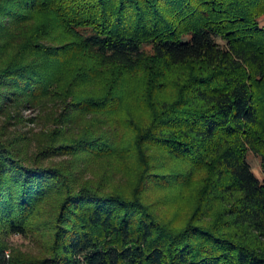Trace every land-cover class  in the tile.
Instances as JSON below:
<instances>
[{"label":"trees","instance_id":"16d2710c","mask_svg":"<svg viewBox=\"0 0 264 264\" xmlns=\"http://www.w3.org/2000/svg\"><path fill=\"white\" fill-rule=\"evenodd\" d=\"M262 20L0 0V264H264Z\"/></svg>","mask_w":264,"mask_h":264},{"label":"rangeland","instance_id":"374dc122","mask_svg":"<svg viewBox=\"0 0 264 264\" xmlns=\"http://www.w3.org/2000/svg\"><path fill=\"white\" fill-rule=\"evenodd\" d=\"M262 23H264V20H262ZM35 112L30 111V110H24V115L28 116V115L34 114ZM31 125L33 126L32 123L28 124V127H30ZM248 158H249L251 166H252L254 172L256 173V175L259 178H262L263 177V171H262L261 165H260V158L253 153H250ZM10 243H11L12 247L19 248L23 251H34L35 250L34 245L28 239L22 238L20 236L10 237ZM10 250L11 249H8L7 252L10 253Z\"/></svg>","mask_w":264,"mask_h":264}]
</instances>
